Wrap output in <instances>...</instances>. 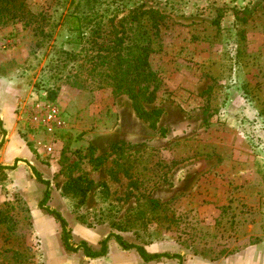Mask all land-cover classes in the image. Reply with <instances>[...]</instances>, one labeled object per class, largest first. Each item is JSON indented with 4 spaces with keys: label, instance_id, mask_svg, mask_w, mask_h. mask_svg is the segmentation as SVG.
<instances>
[{
    "label": "rangeland",
    "instance_id": "rangeland-1",
    "mask_svg": "<svg viewBox=\"0 0 264 264\" xmlns=\"http://www.w3.org/2000/svg\"><path fill=\"white\" fill-rule=\"evenodd\" d=\"M25 5L27 25L0 15V264H179L114 240L95 260L65 252L36 174L74 244L112 234L181 264H264V0ZM122 30L121 56L151 36L158 86L142 103L159 117L113 95ZM47 103L65 122L54 135L33 120Z\"/></svg>",
    "mask_w": 264,
    "mask_h": 264
},
{
    "label": "trees",
    "instance_id": "trees-1",
    "mask_svg": "<svg viewBox=\"0 0 264 264\" xmlns=\"http://www.w3.org/2000/svg\"><path fill=\"white\" fill-rule=\"evenodd\" d=\"M10 10L13 11L12 18H17L19 20L26 19L28 12L26 10L25 0H0V15L5 16L9 14ZM145 13L148 10L144 11ZM154 13V12H153ZM130 19L131 25H137V21L140 19L139 16L133 15L128 17ZM27 20V19H26ZM69 30L77 34L79 38L81 35V29L79 27V18L76 15H70L66 18ZM127 21V20H126ZM29 20L25 22L27 25ZM150 29V28H149ZM148 29V30H149ZM122 36L117 38L114 42L115 47L112 49L115 53V65L112 67L114 69V76L112 78H118V84L116 89H114L113 95L125 94L132 108L133 113L143 120H148L150 116L159 117L161 114L160 110L147 111L145 110L142 102H151L154 99V91L158 86V80L153 71L149 68L148 57L153 53V49L150 46L151 36H147L146 46L135 45L133 48L128 49L125 56L120 55V51L116 47L121 48L124 40L128 38L126 35V30L120 31ZM117 32V33H120ZM117 36V34H115ZM144 36V33H142ZM79 43V42H76ZM110 78V76H107ZM153 89L150 91V87ZM151 129L155 128V123L150 122ZM118 145H114L113 149H118ZM37 180L46 185V190L38 203V208L45 214L52 216L53 219L59 224L60 227V239L61 244L65 252L69 253H80L82 256L95 260L105 257L108 254V245L110 240H114L118 247L122 251L134 250L144 263L156 262L159 260H172L177 259L179 264H181V257L179 255H170L167 253L159 254H148L146 251L138 245L126 242L123 238L118 235L110 234L102 241H100L97 247H92L80 241L76 244L71 242L70 231L67 228V223L64 218L56 211L50 209L47 205L50 199V191L48 189V182L42 180L38 174H36ZM154 203V202H153Z\"/></svg>",
    "mask_w": 264,
    "mask_h": 264
},
{
    "label": "built area",
    "instance_id": "built-area-1",
    "mask_svg": "<svg viewBox=\"0 0 264 264\" xmlns=\"http://www.w3.org/2000/svg\"><path fill=\"white\" fill-rule=\"evenodd\" d=\"M33 120L48 135L62 131L65 126L60 109L53 103L38 106L34 112Z\"/></svg>",
    "mask_w": 264,
    "mask_h": 264
}]
</instances>
